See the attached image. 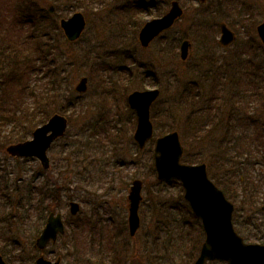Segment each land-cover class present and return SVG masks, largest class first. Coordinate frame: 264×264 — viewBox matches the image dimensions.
Listing matches in <instances>:
<instances>
[{"label": "rangeland", "instance_id": "obj_1", "mask_svg": "<svg viewBox=\"0 0 264 264\" xmlns=\"http://www.w3.org/2000/svg\"><path fill=\"white\" fill-rule=\"evenodd\" d=\"M6 1L11 0H0V5ZM15 1L23 21L31 18L35 34L44 33L46 54L58 53L59 98L52 102L50 115L66 116L68 126L48 150V168L35 158L11 156L5 150L8 143L4 148L0 144V253L7 264H34L40 253L51 260L60 256V264H185L200 222L177 180L156 179L153 141L142 150L135 145V115L126 102L135 89L160 90L150 110L154 136L177 130L184 161L187 156L195 163L204 161L210 178L229 192L238 234L246 242L264 243V146L238 136L241 127H231L238 114L231 109V98L255 107L246 93L252 92L246 82L254 66L246 60L250 56L254 64L264 57V47L258 46L257 52L253 46H264L256 33L264 19V0H178L182 17L147 48L140 47L138 30L164 13L171 0ZM74 12L84 14L86 26L69 43L58 20ZM221 21L236 34L226 47L218 43ZM31 29H21L20 39ZM185 38L191 47L181 60L179 45ZM40 56L35 88L47 78L50 55L42 51ZM81 76H87L88 88L78 93L74 85ZM184 90L189 96L198 94V102L190 100L179 109L174 105ZM64 102L68 105L60 108ZM255 109L264 113L259 106ZM195 119L198 124L192 128ZM73 152H78L77 159ZM134 178L143 181L142 200L140 225L130 236L127 195ZM39 184L56 188L55 198L38 204ZM70 200L80 205L74 216L68 211ZM50 210L61 213L66 232L39 250L34 240Z\"/></svg>", "mask_w": 264, "mask_h": 264}, {"label": "water", "instance_id": "obj_2", "mask_svg": "<svg viewBox=\"0 0 264 264\" xmlns=\"http://www.w3.org/2000/svg\"><path fill=\"white\" fill-rule=\"evenodd\" d=\"M205 1V0H200ZM183 10L177 0L163 15L147 20L139 29L138 41L147 47L150 41L165 29L170 28L182 15ZM85 26L82 13L75 12L60 20V27L69 40L80 36ZM257 33L264 43V20L257 25ZM219 42L226 46L235 39V34L224 22L220 23ZM190 42L180 44V58L188 56ZM77 92L87 89V78L82 76L75 84ZM157 88L134 90L127 95V103L135 112L136 126L133 139L142 149L153 138V125L150 120V105L158 97ZM67 127L65 116L55 113L37 126L30 139L7 146L6 151L15 157H34L44 168L49 166L47 150L52 142L63 135ZM183 147L177 131H171L155 139L153 164L159 180L179 179L183 187V197L188 202L193 215L201 220L204 240L198 256L192 264H204L206 261L220 260L227 264H264V244L246 243L237 234L232 224L233 205L207 176L205 163L187 164L180 161ZM142 181L133 179L128 194V229L133 235L139 226L138 207L141 200ZM79 210L76 201L69 202V212L75 215ZM264 212V204L261 206ZM64 233V223L60 213H48L44 227L35 239V245L43 249L49 241L54 242L58 234ZM0 264H6L0 254ZM34 264H60V258L48 260L39 255Z\"/></svg>", "mask_w": 264, "mask_h": 264}, {"label": "trees", "instance_id": "obj_3", "mask_svg": "<svg viewBox=\"0 0 264 264\" xmlns=\"http://www.w3.org/2000/svg\"><path fill=\"white\" fill-rule=\"evenodd\" d=\"M19 7L20 4L15 0L6 1L4 4L0 5V134L2 131H5L4 128L6 126L10 125L7 133L0 140V144L3 148L7 143L9 144L27 139L32 129L45 122L50 116L51 104L59 98V94L55 90V83L58 77V72L55 68L58 64L56 61L57 52L47 53L50 55L49 59H47V62L49 61L47 70L45 69L44 71V73L47 74V78L44 79L45 81L42 85L35 88L34 84H32V80L37 78L38 73L42 70L38 62L41 59L40 55L42 51L47 55L43 47L48 46V41H42V38L45 36L44 33L40 36L35 34L34 31L36 28H34L35 24L32 23L31 18L25 19L26 22L23 21L24 15L19 12ZM28 22H31V26L27 24ZM25 27H32V29L28 36H23L20 39V30ZM37 28L42 30L41 27ZM23 33H25V30ZM26 39L28 40L26 41ZM253 46L257 52L258 46L264 47L260 43L254 44ZM26 47H29V50H25ZM33 53H35L36 56H33ZM246 64H251L252 67L254 66V72H252L253 77L248 78L246 82L251 85L252 92L250 93V89L246 91V93L252 96L255 107L246 108V101L241 98L236 100L231 98V109H236L238 112L233 119L234 121L231 127L232 130H235V127H237L236 124L242 126L243 129L238 132V136H242L245 139L248 138L252 142L257 141L264 146V113L257 114L256 112L258 110L255 109L258 106L264 109V57L252 64V60L250 56H248ZM99 83H101V80H99ZM198 97V94L189 96L184 90L180 98V103L174 106L182 109L189 104L190 100L192 103H197ZM66 104L68 105L67 102H64L60 108L65 107ZM221 104L224 103L221 102ZM167 113L169 119L170 115L173 113L171 108ZM192 117L195 118L193 115ZM193 123L197 126L198 120L195 119L191 122L192 128L194 126ZM195 131H197V129ZM73 153L77 159L76 153L78 152ZM187 157L185 160L186 162H196L193 159L188 160ZM43 187L45 188L44 193ZM54 189L57 190L56 188ZM54 189L48 188L46 184H39V192L37 191L38 204H40L43 198H55ZM225 193L230 197L228 191L225 190ZM236 217L237 216L233 218L234 222H236ZM202 238L203 232L201 228H199L198 238L191 244L185 264H191L196 257ZM207 264L224 263L213 261Z\"/></svg>", "mask_w": 264, "mask_h": 264}]
</instances>
